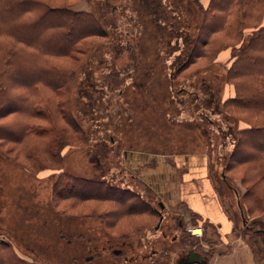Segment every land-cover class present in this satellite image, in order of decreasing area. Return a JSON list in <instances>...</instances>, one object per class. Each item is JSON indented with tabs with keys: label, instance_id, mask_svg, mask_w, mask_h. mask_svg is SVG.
I'll return each mask as SVG.
<instances>
[{
	"label": "rangeland",
	"instance_id": "obj_1",
	"mask_svg": "<svg viewBox=\"0 0 264 264\" xmlns=\"http://www.w3.org/2000/svg\"><path fill=\"white\" fill-rule=\"evenodd\" d=\"M38 1L94 13L106 34L85 38L91 50L83 57L47 56L58 66L75 67L69 97L80 130L75 133L61 113L56 114L58 125L66 129L65 138L73 143L62 148L58 159H48L41 150L44 166L33 168L18 142L0 138V243L9 242L20 256L41 264H176L188 249L205 254L207 264H257L250 244V235L256 230L245 233L238 194L218 179L220 164L212 169V160L235 147L237 137L230 115L245 120L251 117L233 108L220 109L216 104L229 87L225 80L229 62L221 61L219 55L223 51L231 55L233 50L219 51L212 61L195 54L175 79L170 67L174 55L183 56L184 37L192 47L198 43L203 16L196 3ZM199 2L206 7L210 0ZM33 10L25 12V18ZM26 36L34 33L26 31ZM3 45L27 59L44 54L15 35L0 34V88L17 100L11 105H17L29 97L24 82L37 73L15 75L11 67L5 78L8 55ZM174 48L169 54L168 50ZM202 78L209 84L204 94ZM208 94L213 95L211 102L207 101L208 106L201 110L195 97L207 100ZM14 120L46 124L28 113H16L1 117L0 125ZM187 157H193L194 165L206 166L210 182L224 196L227 214L233 220L229 233L218 234V228L179 200ZM230 173L240 176L253 172L236 166ZM63 174L80 180H107L129 188L151 204L158 215L126 213L118 203L106 199L59 195L56 185L65 180ZM234 185L239 193L243 192L238 182ZM63 188L66 191L69 187ZM74 190H79V185ZM158 202L163 203L162 209ZM188 226L200 227L202 234H191ZM151 248L158 251L149 258L146 254Z\"/></svg>",
	"mask_w": 264,
	"mask_h": 264
},
{
	"label": "trees",
	"instance_id": "obj_2",
	"mask_svg": "<svg viewBox=\"0 0 264 264\" xmlns=\"http://www.w3.org/2000/svg\"><path fill=\"white\" fill-rule=\"evenodd\" d=\"M193 1L203 16L199 27L202 33L194 47L184 37L181 50L183 56L174 55L170 67L175 79L191 62L193 55L209 57L208 60L212 61L219 51L227 48L233 50L228 60L225 80L233 87L234 95L224 97L222 101L217 99L216 104L220 109L233 108L234 111L245 112L251 117L245 120L235 114L230 115L233 119V133L237 137L235 147L229 154L212 160V169L220 164L222 170L218 179H221L226 188L236 190L245 233L256 230L250 235L253 239L250 244L257 264H260L264 262V0H210L206 7L199 0ZM33 7L31 16L25 18V12ZM0 16V34L5 32L15 35L34 44L44 54L40 58L33 56L27 59L21 53L10 51L3 45L2 48L7 49L8 55L5 61V78L11 67L15 75L36 72L38 76L24 82L29 97L23 99V102L20 100L22 103L17 102V105H11L17 100L9 98L6 91H3L4 87L0 88V118L9 114L14 116L16 113H28L32 118L46 123L14 120L0 125V138L18 142L32 167L40 169L44 166L41 150L45 151L48 159H58L62 148L73 144L64 136L66 129L58 125L57 113H61L75 133L80 130L69 97L70 80L75 73V67L70 69L58 66L47 56H71L74 59L77 55L83 57L91 50V46L84 39L106 33L94 13L74 11L67 5L51 7L38 0H0ZM26 31H32L34 36H26ZM218 42L219 47L213 49ZM172 50L175 48L167 52L170 54ZM15 63L18 65H14ZM15 80L20 81L18 78ZM201 83V92L204 94L208 91L209 84L205 82V78H202ZM211 96L213 95L208 94L207 100L195 97V103L201 110H205L207 101L211 102ZM11 130L15 132L12 133ZM236 166H244L253 173L233 176L230 170ZM63 177L65 180L61 179L56 185L60 188L59 195L71 193L70 196L73 194L75 197L79 195L106 199L118 203L126 213L158 215L151 204L129 188L107 180H80L66 174ZM235 182L244 189L243 192L239 193ZM63 185L69 188L65 191ZM75 185H79V190H74ZM0 264L41 263L20 256L9 242H1Z\"/></svg>",
	"mask_w": 264,
	"mask_h": 264
},
{
	"label": "crops",
	"instance_id": "obj_3",
	"mask_svg": "<svg viewBox=\"0 0 264 264\" xmlns=\"http://www.w3.org/2000/svg\"><path fill=\"white\" fill-rule=\"evenodd\" d=\"M225 52L226 51H223L219 55L221 61H227L230 58V52L229 54L227 52L226 54ZM233 95V87H226L224 97ZM186 159V167L182 176L184 188L180 189L181 193L178 194L179 200L187 209H190L192 212L198 214L199 217L208 221V223L214 228H218V234L225 235L229 233L233 226V220L227 214L224 196L217 191L215 185L213 186L209 180L210 171L204 165H194L192 163L193 157H187ZM199 162H201V160ZM230 192L236 193V190L231 189ZM154 249L155 248L150 249L152 254L151 257H153V255L156 256L157 254L158 250Z\"/></svg>",
	"mask_w": 264,
	"mask_h": 264
},
{
	"label": "flooded vegetation",
	"instance_id": "obj_4",
	"mask_svg": "<svg viewBox=\"0 0 264 264\" xmlns=\"http://www.w3.org/2000/svg\"><path fill=\"white\" fill-rule=\"evenodd\" d=\"M161 203H162V202H161ZM158 206H159L160 209H162V208L164 207L163 203H162V207H161V206L159 205V202H158ZM159 215L161 216V213H160V212H159ZM179 222H180V221H179ZM186 229H187V228H186ZM162 234H163V235H166V232L162 231ZM201 234H202V232H201ZM175 239H176L175 236H173V237H172V240H175ZM154 250H156V249H154ZM189 250H193V249H188L187 251L183 252V253L179 256V258L177 259L176 264H180L181 261H183L184 259H186L187 254L189 253ZM194 251L198 252V253L201 255V260H202V262H201V263H189V264H207L206 255H205V254L203 255V254H202L200 251H198V250H195V249H194ZM113 252L117 253L118 250H117V249H113ZM143 255H144V254H143ZM146 255H147V257L151 258V256H152L151 251H149V253H147ZM253 263H254V261H253Z\"/></svg>",
	"mask_w": 264,
	"mask_h": 264
},
{
	"label": "water",
	"instance_id": "obj_5",
	"mask_svg": "<svg viewBox=\"0 0 264 264\" xmlns=\"http://www.w3.org/2000/svg\"><path fill=\"white\" fill-rule=\"evenodd\" d=\"M159 205L162 207V203L159 202ZM201 255L194 251V250H189V253L187 254L186 259L181 261L180 264H189V263H201Z\"/></svg>",
	"mask_w": 264,
	"mask_h": 264
},
{
	"label": "built area",
	"instance_id": "obj_6",
	"mask_svg": "<svg viewBox=\"0 0 264 264\" xmlns=\"http://www.w3.org/2000/svg\"><path fill=\"white\" fill-rule=\"evenodd\" d=\"M187 231L193 235L200 236L201 235V228L196 226H188Z\"/></svg>",
	"mask_w": 264,
	"mask_h": 264
}]
</instances>
